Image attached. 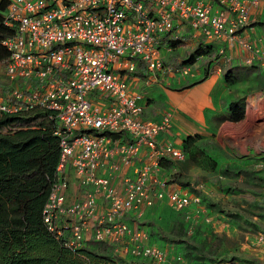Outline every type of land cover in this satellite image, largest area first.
Returning <instances> with one entry per match:
<instances>
[{"label": "built area", "instance_id": "obj_1", "mask_svg": "<svg viewBox=\"0 0 264 264\" xmlns=\"http://www.w3.org/2000/svg\"><path fill=\"white\" fill-rule=\"evenodd\" d=\"M258 4L8 0L3 23L13 33L2 44L9 51L10 84L0 96V111L43 108L55 121L59 159L42 219L62 246L76 252L100 243L117 258L164 261L163 250L148 244L147 231L130 226L126 215L161 199L184 210L200 196L171 188L160 173L186 152L182 140H173L172 108L157 119L145 117L147 100L134 84L191 77L201 67L210 74L234 46L259 54L243 35ZM187 37L189 55L166 62L161 48L171 51Z\"/></svg>", "mask_w": 264, "mask_h": 264}, {"label": "rangeland", "instance_id": "obj_2", "mask_svg": "<svg viewBox=\"0 0 264 264\" xmlns=\"http://www.w3.org/2000/svg\"><path fill=\"white\" fill-rule=\"evenodd\" d=\"M176 46L171 51L161 48L166 62L176 64L193 50L188 37L187 41ZM234 75L225 72V79L230 78L229 82L226 80L228 85L237 79ZM189 78L185 77L182 82L188 84ZM183 79L177 78L176 83L180 84L178 81ZM165 82H136L134 89L141 91L154 106L157 103L161 106L158 87L173 88V83ZM8 84L10 79L5 74V64L0 62V96ZM234 101H238L245 111L244 98ZM250 116L255 118L256 125L264 128V101L256 107L250 106ZM223 117L213 116L211 128L215 130L216 123ZM237 130L234 126L225 128L232 134ZM187 136L191 137L185 145V159L166 162L163 167L169 172L166 177L171 180V188H182L194 195L202 194L195 204L199 208L197 213H189V217L183 211L157 200L153 205L144 207L140 214L126 215L132 226L148 227L151 235L148 234V238L159 244L165 258L161 263L146 258H119L125 264H264V241L259 238L261 234L264 236V151H254V157L252 149L239 145L243 139H238L231 147L225 141L198 133ZM248 153L251 158L253 156L262 162L255 167L252 163L247 165L246 161L232 163L234 158L242 160L243 154ZM181 169L186 173L182 174ZM89 248L111 254L110 248L104 244L91 243Z\"/></svg>", "mask_w": 264, "mask_h": 264}, {"label": "trees", "instance_id": "obj_3", "mask_svg": "<svg viewBox=\"0 0 264 264\" xmlns=\"http://www.w3.org/2000/svg\"><path fill=\"white\" fill-rule=\"evenodd\" d=\"M7 4L8 0H0V62L4 64L9 51L2 40L13 33L3 23ZM229 110L232 120L244 117L238 101L230 102ZM48 113L43 108L0 111V264H125L109 252L87 247L72 252L46 229L42 209L59 159L55 121ZM190 137L183 139L184 149Z\"/></svg>", "mask_w": 264, "mask_h": 264}, {"label": "crops", "instance_id": "obj_4", "mask_svg": "<svg viewBox=\"0 0 264 264\" xmlns=\"http://www.w3.org/2000/svg\"><path fill=\"white\" fill-rule=\"evenodd\" d=\"M249 20V25L245 28L243 35L252 44L253 48L259 49V54L242 49L239 46L227 48L226 59H221L219 64L220 70H214L203 78L204 72L201 67L189 78V83L201 80L198 83L185 88L186 84L182 82L185 78L178 81L180 84L172 79L165 83H173V88L158 87L159 98L163 103L161 106L159 103L154 106L153 102L148 101V98L144 95L147 100L145 117L157 119L165 108H172L174 130L177 135L173 139L175 142L178 140L183 142L187 135L198 133L201 136L225 141L231 147L234 146L233 143H237L238 139H243L244 141L240 142L239 145L252 149L254 157H256L254 151H264V128L254 123L255 118L253 116L249 117L250 106L256 107L264 101V59H262L264 52V0H259V4L251 8ZM225 72H231L237 77L232 85L226 83ZM237 98H244L245 101L244 117L238 121L229 118V103ZM216 115H222L224 119L218 120L214 130L210 124H212V117ZM229 126H234L238 130L233 134L226 132L225 128ZM220 143L222 145V142ZM252 151H250V154H252ZM243 155H245L244 159L241 160L240 157H237V160L234 158L232 163L237 164L236 162L246 161V163L248 162L247 165L252 163V166L255 167L262 162L253 156L251 158L249 153ZM160 173L165 177L169 175L165 167L161 168ZM181 173L186 172L182 170ZM184 176L186 175L184 174ZM180 190L190 193L182 188ZM202 191L205 192V190ZM198 194L202 196L200 192ZM160 203L168 204L166 199H161ZM198 209L197 205L192 204L181 211L190 217L192 214H196ZM129 214H134V212L130 211ZM125 220L130 226L133 225L130 219L126 218ZM143 228L151 236L148 227L143 225ZM148 239V244L159 246L151 240V237ZM123 258L129 259L132 256L123 255Z\"/></svg>", "mask_w": 264, "mask_h": 264}]
</instances>
